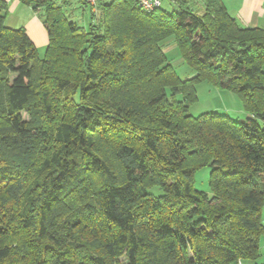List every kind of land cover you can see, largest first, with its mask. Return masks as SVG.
I'll use <instances>...</instances> for the list:
<instances>
[{
  "label": "trees",
  "instance_id": "16d2710c",
  "mask_svg": "<svg viewBox=\"0 0 264 264\" xmlns=\"http://www.w3.org/2000/svg\"><path fill=\"white\" fill-rule=\"evenodd\" d=\"M19 1L44 10L49 41L39 57L0 0V264L256 261L264 28L243 26L222 0L151 13L98 0L86 25L58 0ZM169 38L194 76L178 74ZM205 81L236 94L247 116L192 115ZM205 167L210 192L195 186Z\"/></svg>",
  "mask_w": 264,
  "mask_h": 264
},
{
  "label": "rangeland",
  "instance_id": "374dc122",
  "mask_svg": "<svg viewBox=\"0 0 264 264\" xmlns=\"http://www.w3.org/2000/svg\"><path fill=\"white\" fill-rule=\"evenodd\" d=\"M64 9V12L69 20H76L78 23L86 25L91 17L90 6L86 8L80 0H58ZM197 5V2L192 1ZM9 4V2H8ZM192 4V5H193ZM194 4V5H195ZM162 6L167 9H172L174 4L171 0H163ZM85 8V9H84ZM84 12V13H83ZM95 14H99L95 9ZM36 19L40 22V27L36 25ZM44 10H35L32 7L22 8L18 11L11 10V4H9L6 12L5 24L11 28H24L30 35V38L36 45L38 56L43 58L46 53L48 45V31L44 25ZM173 38H169L163 42L165 48L168 41H173ZM169 60L174 65L178 74L182 78L192 77L195 71L182 59L178 48H169L167 51ZM198 100L191 105L190 113L194 116H199L206 112H220L222 114H229L233 119L244 118L245 113L240 98L233 92L225 89H220L210 82H201L197 86ZM23 118L27 121L31 120L30 115L27 112H23ZM211 168L205 167L200 170L196 175L195 186L197 189L210 192L209 187V175ZM151 192L159 194L161 191L155 187L151 189ZM121 260L126 262L125 257Z\"/></svg>",
  "mask_w": 264,
  "mask_h": 264
},
{
  "label": "crops",
  "instance_id": "0c3cea01",
  "mask_svg": "<svg viewBox=\"0 0 264 264\" xmlns=\"http://www.w3.org/2000/svg\"><path fill=\"white\" fill-rule=\"evenodd\" d=\"M11 4L12 11H18L19 9L28 8L27 5L22 4L19 0H7ZM83 3V0H80ZM86 8L91 7L92 11H95V8L89 0H86ZM197 2V5L193 4L194 9H198L199 12L204 9L203 0H193ZM229 11V13L234 16L240 24L243 26L250 27H260L264 28V0H222ZM85 9V8H84ZM97 9V7H96ZM84 13V12H83ZM36 25L40 27V22L36 19ZM29 35V34H28ZM30 36V35H29ZM176 48L177 44L175 40L168 41L164 51L166 52L169 48ZM167 54V53H166ZM245 118L247 113H241ZM243 119V118H240ZM262 221L264 224V211L262 213ZM260 257L254 262H246L244 264H263L264 263V234L260 237Z\"/></svg>",
  "mask_w": 264,
  "mask_h": 264
},
{
  "label": "built area",
  "instance_id": "2783aa9c",
  "mask_svg": "<svg viewBox=\"0 0 264 264\" xmlns=\"http://www.w3.org/2000/svg\"><path fill=\"white\" fill-rule=\"evenodd\" d=\"M93 7L96 9L98 0H89ZM139 4V7L144 11L151 13L157 8L162 6L163 0H136ZM236 264H244L243 260H238ZM264 264V263H263Z\"/></svg>",
  "mask_w": 264,
  "mask_h": 264
}]
</instances>
